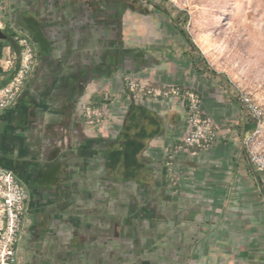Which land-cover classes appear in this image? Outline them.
<instances>
[{"label":"crops","instance_id":"obj_1","mask_svg":"<svg viewBox=\"0 0 264 264\" xmlns=\"http://www.w3.org/2000/svg\"><path fill=\"white\" fill-rule=\"evenodd\" d=\"M2 2L0 87L20 68L18 31L36 50L19 99L0 110V167L30 196L17 264H264V177L244 145L245 104L166 7ZM144 75L201 93L219 127L211 148L173 149L189 129L185 105L135 99L126 77Z\"/></svg>","mask_w":264,"mask_h":264},{"label":"rangeland","instance_id":"obj_2","mask_svg":"<svg viewBox=\"0 0 264 264\" xmlns=\"http://www.w3.org/2000/svg\"><path fill=\"white\" fill-rule=\"evenodd\" d=\"M159 1L202 52L208 69L227 78L242 101L249 100L247 119L254 122L257 115L260 126L250 129L244 145L250 159L251 152L264 156V0ZM138 80L153 84L145 75Z\"/></svg>","mask_w":264,"mask_h":264},{"label":"built area","instance_id":"obj_3","mask_svg":"<svg viewBox=\"0 0 264 264\" xmlns=\"http://www.w3.org/2000/svg\"><path fill=\"white\" fill-rule=\"evenodd\" d=\"M8 16L6 15L3 2L0 0V29L7 27ZM16 39L22 46L20 68L14 77L5 86L0 87V110L15 103L22 92L25 80L33 71L36 50L31 37L22 31H18ZM126 86L133 97L143 100L144 96L179 98L185 105L189 129L187 134L175 143V151L184 148H199L207 150L213 146L219 136V127L203 109L201 93L192 88L182 86H164L157 88L148 81L138 78L126 77ZM249 100H243L246 106V114L249 109ZM252 109V107L250 106ZM85 117L90 123L100 124L104 119V111L96 106L86 104L84 106ZM255 116V114H254ZM260 126V118L256 115L255 121ZM244 143H246L244 139ZM251 160L257 169L264 170V156L251 152ZM30 196L16 174L9 169L0 167V264H17L19 243L22 238L23 227L29 211Z\"/></svg>","mask_w":264,"mask_h":264},{"label":"trees","instance_id":"obj_4","mask_svg":"<svg viewBox=\"0 0 264 264\" xmlns=\"http://www.w3.org/2000/svg\"><path fill=\"white\" fill-rule=\"evenodd\" d=\"M178 22V21H177ZM179 23V22H178ZM180 25V24H179ZM192 45L194 46V47H197L196 46V44L194 43V42H192ZM204 62L206 63V60H205V58H204ZM206 66H207V63H206ZM207 68H208V66H207ZM214 73H217V72H214ZM251 128H255V130H256V128H257V124H255V122H249V119H247V126H246V130H247V132L248 131H250V129Z\"/></svg>","mask_w":264,"mask_h":264},{"label":"water","instance_id":"obj_5","mask_svg":"<svg viewBox=\"0 0 264 264\" xmlns=\"http://www.w3.org/2000/svg\"><path fill=\"white\" fill-rule=\"evenodd\" d=\"M7 38H8L7 33L3 31L2 29H0V39H7ZM245 111H246V106H245ZM244 138H245V135H244Z\"/></svg>","mask_w":264,"mask_h":264}]
</instances>
